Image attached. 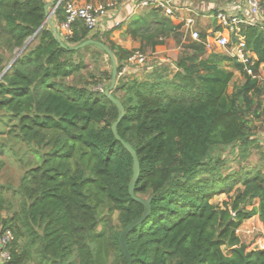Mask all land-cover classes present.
<instances>
[{
  "label": "trees",
  "instance_id": "trees-1",
  "mask_svg": "<svg viewBox=\"0 0 264 264\" xmlns=\"http://www.w3.org/2000/svg\"><path fill=\"white\" fill-rule=\"evenodd\" d=\"M50 1L0 0V76L22 52L0 79V121H12L10 134L35 161L18 190L6 196L0 188V237L7 229L14 233L5 264H128L120 235L145 208L131 198L132 156L112 132L118 109L83 76L92 49V59L104 55L112 62L95 44L74 48L104 43L119 74L133 50L90 35L80 20L64 34V2L53 14L63 47L49 24L43 26ZM182 28L150 9L123 33L142 53L166 50L168 40L184 49L174 71L161 64L144 81L125 75V86L113 92L126 109L118 132L141 163L136 195L152 197L150 215L127 237L133 264H264V249H248L237 234L254 217L264 228V162L232 169L223 159L225 148L244 160L251 156L261 129L255 123L264 120V81L237 62L228 68L233 61L216 44L210 50L183 40ZM233 41H245L256 55L254 72L264 71V29L242 25ZM236 72L243 82L230 92ZM111 74H100L108 80L100 84L105 89ZM222 194L229 200L212 201Z\"/></svg>",
  "mask_w": 264,
  "mask_h": 264
},
{
  "label": "built area",
  "instance_id": "built-area-1",
  "mask_svg": "<svg viewBox=\"0 0 264 264\" xmlns=\"http://www.w3.org/2000/svg\"><path fill=\"white\" fill-rule=\"evenodd\" d=\"M66 13V20L62 23V32L66 35L71 33V25L80 20L86 25L90 35L98 33L101 25L109 20L110 13L125 3L133 4L136 8L158 9L161 10L165 17L181 20L183 24L182 32L185 38H190L196 42H203L207 49H213V43L217 45L218 50H222L226 56L231 58L233 62H237L244 66L245 71L253 79L264 81L263 67L260 73L256 74L253 70L256 55L247 48L245 41H233L234 35L239 31L242 25L245 27L259 26L264 29V6L260 0H235L234 3L227 2L221 9H216L215 21L216 27L206 33V40H203V32L196 27V20L192 16L180 18V13L188 10L190 14L198 15V9L194 4L188 5L179 0H114L108 3L81 4L74 0H62ZM61 5V4H60ZM118 24V23H117ZM148 60V56L139 50L133 51L129 57L125 67L119 75L125 76L131 66H144ZM100 92H105L104 86H99ZM261 138H259L261 147L264 149V120L261 122ZM235 216V214H233ZM14 240V233L5 230L0 237V264H5L12 258L10 245Z\"/></svg>",
  "mask_w": 264,
  "mask_h": 264
},
{
  "label": "rangeland",
  "instance_id": "rangeland-1",
  "mask_svg": "<svg viewBox=\"0 0 264 264\" xmlns=\"http://www.w3.org/2000/svg\"><path fill=\"white\" fill-rule=\"evenodd\" d=\"M52 3V0L50 4ZM92 3V2H90ZM95 4V3H93ZM55 5L52 4L49 8V12H54ZM140 10H150L146 8H139ZM55 13V12H54ZM53 19V16H52ZM197 27V25H196ZM200 31V30H199ZM189 38H183V40ZM116 43H121L118 40ZM121 46H125L122 42ZM139 42L131 41V49L133 51L140 50ZM183 47L178 46L173 40H168L167 49L159 51V53H153L150 50H146L144 53L148 56V60L144 66H131L126 76L132 79H137L139 81L146 80L147 76L152 72V70L161 64H169V66L174 71V62L179 58L183 52ZM216 52L226 55L222 50L215 49ZM96 50L92 49L86 54L87 69L83 71V76L87 78L95 89H98L100 84L105 86L108 85V80L106 81L104 76L100 75L102 72H111L112 66L110 65L106 56L101 55L95 59L91 57L95 54ZM14 55H7L6 62L12 61ZM230 62V69H233ZM94 75V77H92ZM243 82V76L236 72V77L234 84L230 86L229 91L232 92L235 84H241ZM102 85V86H103ZM106 91V89H105ZM119 97H123L121 92H118ZM261 121L255 123L258 126ZM15 124V123H14ZM14 128L12 121L5 119L0 121V145H4L5 149L0 152V188H3L6 196H9L12 191L18 190L21 184L22 177L24 176L28 166L32 165L34 159L28 153L24 142L16 137V134H10V130ZM261 129L257 134L261 138ZM255 138V137H254ZM259 138L253 139L255 141L253 147H250L251 156L247 157L245 160L239 156V151L236 149L233 151L231 148H225L223 153V159L228 161L230 168L235 169L239 165L242 167L255 168V166L263 164L264 162V149L260 147ZM229 197L227 195H219L214 197L212 200L215 203L222 204L223 201H228ZM251 209V206H248ZM7 214V213H6ZM7 217V216H4ZM240 236L241 242L244 243L248 249L257 250L264 249V228L262 223L257 217L249 219L243 223V225L237 231Z\"/></svg>",
  "mask_w": 264,
  "mask_h": 264
},
{
  "label": "water",
  "instance_id": "water-1",
  "mask_svg": "<svg viewBox=\"0 0 264 264\" xmlns=\"http://www.w3.org/2000/svg\"><path fill=\"white\" fill-rule=\"evenodd\" d=\"M61 1L62 0H58L57 2L56 1L53 2V5H55L54 12L60 6ZM50 7H51V4H47L45 6V10H46V21L44 22L43 26L45 24H49V26L51 27L52 31L55 33L58 42L63 47H66V45L64 44L63 39H62V37H61L58 29H57V27H56V25H55V23H54V21L52 19V16H53L54 12H49V8ZM91 44H95V45L101 47L107 53V55L109 56V58L111 59V62H112L111 84H110V86L105 91V96L115 104V106L118 109V113H119L117 120L112 125V132H113L116 140L118 142H120L125 147V149L129 152V154L132 156V160H133V176H132L131 182L129 184V193L131 195V198L133 200H135L136 202L141 203L144 206V208H145V212H144L143 216H141L140 218L136 219L132 224H130L129 226H127L122 231V233L120 235V247H121L122 253H123L124 257L126 258L128 264H133L132 254H131L130 249H129V246L127 244V237L129 235V233L135 227H137L138 225H140L150 215V213H151L150 202L152 200V197L149 200H143V199L139 198L136 195V187H137V184L139 182L140 175H141V163H140V160H139V157H138V153L135 150V148L129 142L125 141L120 136V134L118 132V127H119L120 123L122 122V120L126 116V109H125V106L123 105V103L120 101V99L117 98L113 94V92L115 90H120V89H122L125 86L124 76L119 75V73H118L119 65H118V62L116 60V57L113 54L112 50L107 45H105L104 43L97 42V41H94V40H88V41H86V42H84V43L76 46L74 48V50L75 51L76 50H80V49H82V48H84V47H86L88 45H91ZM25 49H26V47L23 50H25ZM20 54H18L17 57L11 62V64L7 67V69L0 76V79L12 67V65L15 63V61L17 60V58L19 57ZM5 223H6V217H4V224Z\"/></svg>",
  "mask_w": 264,
  "mask_h": 264
},
{
  "label": "crops",
  "instance_id": "crops-1",
  "mask_svg": "<svg viewBox=\"0 0 264 264\" xmlns=\"http://www.w3.org/2000/svg\"><path fill=\"white\" fill-rule=\"evenodd\" d=\"M74 1H77L81 4L88 2V0H74ZM91 1L92 3H95V4H101L100 0H91ZM179 1H182L188 5L194 4L197 8H199L198 15L190 14L188 10L182 11L179 15H180V18L182 19L189 17V16H192L193 18H195L197 29L203 33L210 32L211 30L209 29H213L216 27L214 11L219 8L222 9L226 5V3L229 2L226 0L219 1V2H215L213 0H179ZM53 2L54 0L52 1L51 6ZM234 3H237V2H234ZM234 3H231V5ZM146 12L147 10H140L139 8H136L133 4H130V3L122 4L119 6L117 10L110 13L109 20L105 21L101 25L97 34L100 35L101 37L109 36V38L115 43L117 40L121 43L123 42L125 46H122V47L131 49L132 40L131 38L124 39L123 33L128 27V25L131 23L133 18L137 17L138 15L145 14ZM178 22H181V20H178ZM121 43H117V44L121 46Z\"/></svg>",
  "mask_w": 264,
  "mask_h": 264
}]
</instances>
